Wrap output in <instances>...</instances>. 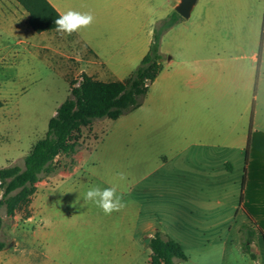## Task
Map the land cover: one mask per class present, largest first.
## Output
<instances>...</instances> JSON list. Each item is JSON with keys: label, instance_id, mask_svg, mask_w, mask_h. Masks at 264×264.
Segmentation results:
<instances>
[{"label": "rangeland", "instance_id": "obj_1", "mask_svg": "<svg viewBox=\"0 0 264 264\" xmlns=\"http://www.w3.org/2000/svg\"><path fill=\"white\" fill-rule=\"evenodd\" d=\"M23 11L17 0H0V170L24 167L33 146L46 136L49 120L82 78L84 51L74 37L67 64L49 50L38 55L16 45L11 19ZM155 105L145 99L117 120L95 119L83 128L77 152L59 156L58 172L41 179L35 221L22 226L33 216V196L13 216L6 204L1 207L0 241L8 249L4 264H151L147 238L157 230L186 249L188 261L179 264H259L242 250L248 238L244 217L233 209L242 163H234L238 170L230 176L218 161L182 162L171 140L176 133L150 126L160 118L159 111L152 112ZM191 155L192 149L185 157ZM211 164L219 172L207 177L202 168ZM112 185L124 193L119 212L105 215L94 203H84L93 186ZM3 192L0 183V200ZM251 251L264 262L262 243Z\"/></svg>", "mask_w": 264, "mask_h": 264}, {"label": "crops", "instance_id": "obj_2", "mask_svg": "<svg viewBox=\"0 0 264 264\" xmlns=\"http://www.w3.org/2000/svg\"><path fill=\"white\" fill-rule=\"evenodd\" d=\"M47 1L59 14L70 9L90 12L94 21L69 36L56 30L38 33L23 11L11 19L16 45L38 55L49 50L66 63L74 37L84 51L80 56L82 75L122 81L148 53L156 23L172 14L181 0ZM21 16L23 20H19ZM161 51L167 56L164 68L145 98L146 103H156L152 112L160 114L150 120V126H160L166 134L176 133L170 138L182 162L218 161L230 176L238 170L234 163H242L239 202L233 209L243 213L242 230L250 224L247 211L251 212V226L255 227L251 248L257 243L264 247V0H197L191 16L165 33ZM183 143L186 148H181ZM190 149L192 155L186 158ZM218 172L212 164L202 168L207 177ZM42 183H36L31 201L33 216L25 218L22 226L35 221L34 203ZM13 227L21 226L14 223ZM7 251H0V264ZM260 258L257 255L255 262L264 264Z\"/></svg>", "mask_w": 264, "mask_h": 264}, {"label": "trees", "instance_id": "obj_3", "mask_svg": "<svg viewBox=\"0 0 264 264\" xmlns=\"http://www.w3.org/2000/svg\"><path fill=\"white\" fill-rule=\"evenodd\" d=\"M17 1L28 12V24L35 32L56 30L54 21L60 14L47 0ZM183 19L175 10L156 23L148 53L125 80L101 81L87 74L82 75L80 86L72 87L71 97L57 108L49 120L46 136L33 146L24 160V167L13 165L0 170V179L4 184L0 209L6 204L8 214L13 216L20 205L29 203L37 191L36 183L44 175L58 172L56 161L59 156L77 152L83 128L90 126L95 119L107 117L117 120L142 105L150 85L163 70L167 59L161 51L162 39L167 31ZM247 213L250 224H246L243 229L248 238L242 247L256 261L257 255L251 251L255 227L251 226V212ZM6 247L7 244L0 241V251ZM149 247L152 252L151 264H178L188 259L182 246L159 230L152 237Z\"/></svg>", "mask_w": 264, "mask_h": 264}, {"label": "clouds", "instance_id": "obj_4", "mask_svg": "<svg viewBox=\"0 0 264 264\" xmlns=\"http://www.w3.org/2000/svg\"><path fill=\"white\" fill-rule=\"evenodd\" d=\"M94 21V16L90 12H79L68 10L60 14L54 21L56 31L62 35H72L81 29L88 28ZM120 179H126L123 173H120ZM124 193L118 191L117 185L106 188L93 186L85 193L83 201L85 204L91 202L102 210L105 215H111L113 212H119L125 206L123 200Z\"/></svg>", "mask_w": 264, "mask_h": 264}, {"label": "water", "instance_id": "obj_5", "mask_svg": "<svg viewBox=\"0 0 264 264\" xmlns=\"http://www.w3.org/2000/svg\"><path fill=\"white\" fill-rule=\"evenodd\" d=\"M196 2L197 0H181L178 6L176 7V11L184 18H189ZM150 241L151 237H148L147 243L149 244Z\"/></svg>", "mask_w": 264, "mask_h": 264}, {"label": "built area", "instance_id": "obj_6", "mask_svg": "<svg viewBox=\"0 0 264 264\" xmlns=\"http://www.w3.org/2000/svg\"><path fill=\"white\" fill-rule=\"evenodd\" d=\"M81 82H82V78H81V80L78 82V84L76 86H80ZM0 183H3L1 179H0Z\"/></svg>", "mask_w": 264, "mask_h": 264}]
</instances>
